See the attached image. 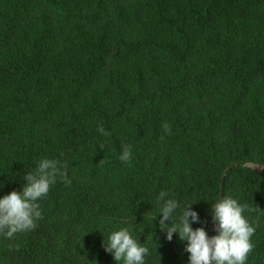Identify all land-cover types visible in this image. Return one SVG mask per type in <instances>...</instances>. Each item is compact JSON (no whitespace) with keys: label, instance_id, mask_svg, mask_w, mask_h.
Masks as SVG:
<instances>
[{"label":"trees","instance_id":"1","mask_svg":"<svg viewBox=\"0 0 264 264\" xmlns=\"http://www.w3.org/2000/svg\"><path fill=\"white\" fill-rule=\"evenodd\" d=\"M0 264H264V0H0Z\"/></svg>","mask_w":264,"mask_h":264},{"label":"water","instance_id":"2","mask_svg":"<svg viewBox=\"0 0 264 264\" xmlns=\"http://www.w3.org/2000/svg\"><path fill=\"white\" fill-rule=\"evenodd\" d=\"M223 201V189H222V192H221V202ZM218 238V236H217ZM214 247H215V244H214Z\"/></svg>","mask_w":264,"mask_h":264},{"label":"rangeland","instance_id":"3","mask_svg":"<svg viewBox=\"0 0 264 264\" xmlns=\"http://www.w3.org/2000/svg\"><path fill=\"white\" fill-rule=\"evenodd\" d=\"M255 168H259V166H254ZM260 169V168H259Z\"/></svg>","mask_w":264,"mask_h":264}]
</instances>
